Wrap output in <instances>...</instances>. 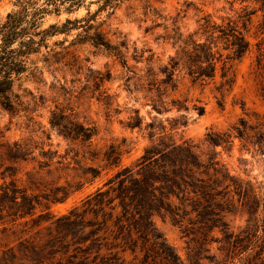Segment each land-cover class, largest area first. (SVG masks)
Instances as JSON below:
<instances>
[{"label": "rangeland", "instance_id": "rangeland-1", "mask_svg": "<svg viewBox=\"0 0 264 264\" xmlns=\"http://www.w3.org/2000/svg\"><path fill=\"white\" fill-rule=\"evenodd\" d=\"M88 6L91 11L97 8ZM245 6L256 10L243 31L250 52L228 60L224 39H212L218 52L213 77L192 83L185 70L169 77L165 67L181 40L208 39L200 29L205 19L220 29ZM85 7L47 15L42 28L81 18ZM12 9V0H0V22ZM95 25L112 44L124 43L125 65L109 50L79 40L80 29L54 35L47 41L50 54L42 48L30 55L29 68L14 81L15 108L0 107V184L42 195L32 215L15 222L0 218V249L34 237L50 245V251L89 256V264H139L138 249L131 253L118 247L120 208L113 194L102 201L95 196L85 202V197L98 187L107 189L104 182L119 168L107 163L105 153L118 152L120 165L134 168L145 147L158 139L169 142L164 130L172 128L170 139L185 141L201 163L218 159L223 166L216 170L241 183L248 196L240 199L232 188L216 186L217 191L199 202L184 186L177 196L164 199L170 206L152 212L154 227L184 264H232L234 256L239 264H264V210L253 203L254 193H264V141L260 150L255 144L258 125L264 123V78L255 67L256 43L264 36L259 5L239 0H126L112 14H98ZM224 63L232 65L231 86L222 85ZM194 104L204 106V113L198 115ZM182 121L185 125L177 124ZM82 125L95 128L91 139L82 137ZM209 137L222 140L214 146ZM183 153L181 148L171 155ZM209 173L220 181L219 174L212 169ZM248 217L258 219L261 227L248 225ZM248 238L255 239L257 247L240 254Z\"/></svg>", "mask_w": 264, "mask_h": 264}, {"label": "trees", "instance_id": "trees-1", "mask_svg": "<svg viewBox=\"0 0 264 264\" xmlns=\"http://www.w3.org/2000/svg\"><path fill=\"white\" fill-rule=\"evenodd\" d=\"M12 0L13 9L9 11L0 22V107L6 110L15 108L16 95L13 93L14 81L27 69L28 58L32 54L39 53L42 48L47 49L50 54L48 39L54 35L68 34L72 29H80L82 33H77L76 37L82 41H89L95 46H101L109 50L120 63L125 65V55L120 46L112 44L96 25L97 15L101 12L112 14L119 5L126 0ZM235 1V0H233ZM240 2H253L259 5L264 15V0H239ZM96 4L94 11L90 10L91 4ZM86 6V14L81 18H65L62 22L50 23L42 28V21L47 15L59 16L63 11L70 13ZM242 8L240 14L228 24L220 29L210 19H205L200 24L203 34H207L208 39L204 41L197 39L181 40L176 55L171 58V63L166 66V71L170 78H173L178 70H185L192 83H202L206 78H211L215 72L216 43L212 39L223 38L225 45L230 50L227 55L228 60H240L250 52L251 44L244 35V30L250 20L254 9L246 10ZM218 32V36L214 33ZM210 38V39H209ZM255 67L256 73L264 78V36L256 43ZM221 56V55H220ZM232 65L222 67V85H232L234 73L231 71ZM193 109L198 115L204 113V106L193 105ZM242 124H247L241 119ZM140 124V122L138 123ZM137 123L133 126H137ZM185 125V121L178 122ZM255 144L262 146L264 141V123L258 125ZM240 131V129H237ZM94 127H84L82 125V137L91 139L95 134ZM168 133L169 142L158 139L157 142L143 149V154L137 159L134 168L120 165V155L118 152L103 155L107 163L119 168L109 176L103 186L107 189L101 190L98 187L94 193L85 197V202L93 197L108 196L111 193L117 200L120 208L116 223V239L119 240L118 247L134 253L139 250V264H184L174 247L170 245L165 237L154 227L150 217L155 210L166 209L170 206L168 201L171 196H177L178 191L190 189L196 201L205 200L212 191H217L216 186L231 189L238 198L248 196V192L243 190V186L238 181H234L230 176L223 175L216 170L215 166H223L218 159H210L201 163L196 155H193L186 142L177 143L170 139L173 129L164 130ZM239 138L243 133L239 132ZM212 145H218L222 139L209 137ZM182 144V145H181ZM184 151V155H171L176 149ZM196 168V169H195ZM201 169V171H199ZM209 169L219 174L220 181L214 179V175L209 173ZM202 174V176L198 175ZM204 175V176H203ZM185 192V190H184ZM253 194V203L257 208L261 205L264 210V193L256 197ZM42 195L28 193L24 188L13 184L8 186L0 184V218H11L15 222L17 219L32 215L35 206L39 204ZM60 200V199H54ZM84 202V201H83ZM207 202V201H205ZM205 204L199 203V206ZM199 209V207H198ZM248 225L257 223L258 219L248 217ZM135 235L136 238L133 237ZM62 239V237H61ZM138 240L141 242L138 245ZM256 240L248 238L239 248L240 254L252 247H257ZM50 245H45V241L34 237L18 240L16 246L5 245L0 249V264H89V256L82 258V254L63 252L58 247L55 251H50ZM260 249V248H259ZM82 252V250H81ZM31 253L32 255H27ZM58 254V255H57ZM88 254V252H86ZM264 254V247L261 251ZM237 256L238 253L236 254ZM232 260V264H239V260ZM83 259V260H82ZM236 262V263H235Z\"/></svg>", "mask_w": 264, "mask_h": 264}]
</instances>
